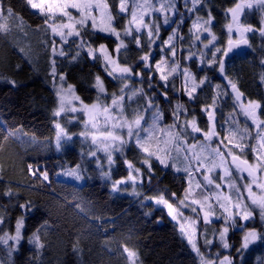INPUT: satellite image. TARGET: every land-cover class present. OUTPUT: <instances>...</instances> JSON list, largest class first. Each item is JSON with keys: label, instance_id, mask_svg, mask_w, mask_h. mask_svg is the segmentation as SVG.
<instances>
[{"label": "trees", "instance_id": "obj_1", "mask_svg": "<svg viewBox=\"0 0 264 264\" xmlns=\"http://www.w3.org/2000/svg\"><path fill=\"white\" fill-rule=\"evenodd\" d=\"M108 2L115 15L117 30L123 31L128 15L119 12V0ZM2 3L4 8L12 9L15 19H8L6 34L0 33V235L4 232L15 235L20 221L24 237L11 256L0 244L2 261L5 264H131L124 251L127 248L136 253L138 264H201L166 209L146 200L160 193L177 204L189 187L187 173L176 172L171 167L162 171V166L153 158L149 182L150 174L142 162L146 154L136 146L117 158L116 167L110 174L104 168H97L79 139L57 148L58 120L54 113L58 107L56 84L59 75L63 74L82 102L89 104L95 102L98 95L94 86L96 76H100L110 95L119 93L121 82L110 78L101 61L90 57L85 48L77 49L71 41L62 45L43 23L44 17L32 9L27 0H2ZM233 6L234 0H203L198 11L189 16L183 17L180 11L177 12L172 27L162 29L164 37L175 28L179 32L174 45L180 47V52L176 61L172 59L170 64H175L179 58L181 69L193 75L198 91L194 98L184 92L178 95L176 77L168 83L167 91L161 83L153 82L167 93L165 98L149 89L150 70L140 78L134 74L138 79L131 78L132 86L142 89L143 95L137 93L132 98V111H145L149 100L155 105L160 100L162 120L158 127L165 130L175 124V108L179 105V122L182 119L196 120L202 133L215 129L217 136L222 137V132L229 129L231 119L243 121L234 100L236 91L243 99L260 105L258 113L264 120V83L261 82L264 76V36L258 30L244 33L249 48L228 59L222 55L227 41V9ZM209 13L214 18L212 28L218 37L214 49H221L216 52V57L223 61V72L213 52L210 51L212 56H206L200 54V47H193L191 23L200 17L207 19ZM185 16L188 19L182 22ZM262 18L264 13L255 9L246 10L240 20L259 29ZM142 38L145 39L143 35L141 41ZM53 39L57 42L56 55L52 52ZM85 41L97 50L104 44L113 58L131 67L133 73H140L142 64L139 59L150 48L148 42L137 46L133 40L127 39L126 56L122 50L115 52L120 40L100 32L85 36ZM61 48L67 50L65 56L58 54ZM76 51H80L79 57L71 59ZM53 60L56 61L55 77L51 74ZM201 80L205 81L202 85ZM232 84L236 85V90ZM152 96H157V101ZM213 106L218 115L215 127L205 113V109ZM173 130L181 131L180 127ZM157 134L161 135L160 132ZM243 136L245 138L240 142L250 147L254 138L248 139V132ZM125 160L142 172L143 183L138 185L140 193L135 196L112 189V182L129 174ZM36 169L46 171L48 180L34 175ZM74 170L80 172L82 180L75 179L73 183L59 178ZM196 179L201 178L193 177ZM9 192L11 194L6 195ZM172 193L176 194L175 198ZM254 214L253 221L244 225L243 230L232 232L228 238L231 250L225 256L232 264H264V241L258 240L246 250L237 251L241 248L245 231L254 229L264 233V221L258 210ZM221 225L220 222L206 225L199 222V245L203 253L211 255L219 251L215 236ZM37 230L43 248L27 242Z\"/></svg>", "mask_w": 264, "mask_h": 264}, {"label": "snow or ice", "instance_id": "obj_2", "mask_svg": "<svg viewBox=\"0 0 264 264\" xmlns=\"http://www.w3.org/2000/svg\"><path fill=\"white\" fill-rule=\"evenodd\" d=\"M187 2V0H186ZM27 3L31 6L32 9L38 10V13L44 17L43 23L47 26V29H50L51 34L55 37L58 36L60 43L69 44V38H74L71 40V44H75L77 49L88 48V55L94 59H102L104 61L105 70L108 72L109 76H112L113 79H118L121 82V87L119 88V93H112L109 97L110 103L106 102L103 97H107L108 93L104 87L103 81L100 76L95 78V87L98 90V95L96 101L93 103H83L81 101V107L77 108L73 106V100L80 101V97L76 96L72 91L71 85H67L68 91L64 92L63 90L57 91V103L58 107L55 111L56 116H60L61 113H76L80 112L82 116L80 119L84 123V131L80 133L81 136L91 139L92 145L96 146V150L90 152V155L95 156L97 150L100 149V145H103V151L107 157L109 164L113 162V153L120 152L123 153L126 146L131 142H135L136 146L144 152L146 155L142 158L143 164L147 167V171L150 174L148 179L149 182L152 179L153 166L151 161L153 158L162 166V171L168 169L169 167L173 168L176 172L183 171L187 173L189 187L184 190V197L180 199L179 205L174 208L173 202H169L165 198L164 194L159 195L156 198V203L161 204L167 207L169 215L173 219H177V216H183V212L180 211V207L191 208L193 213L199 215L203 212L204 223H209V216L212 215L213 205L209 203V200L215 198L219 206L224 209L225 212H229V205L233 209H236L235 215L240 216L241 219L247 221L253 217L254 212L258 210V214L262 221H264V183H259L256 173L258 171L264 172V154L255 155V162L250 163L249 160L233 151V148H238L240 153H243L244 148L248 145H242L240 143L243 140L244 136H239L236 139V136H233V139L236 140L235 143H232V140H229V143L232 144V147L225 145L226 151H222L219 146L212 148L210 152L205 156L202 153L206 152L209 148V145L201 144L199 145L201 151L196 152L194 149L197 148V144L193 143L185 147L186 141L182 139L184 132L177 130L173 132V128H179L178 125H171L168 128L167 136L165 139L163 137L155 139V150H152L153 140L155 138L156 131L158 129V121L161 118V113L158 108H153V103L149 100L147 108L153 109L152 112V121L149 124L145 121L144 115L139 110H133V115L131 118H128L126 115L127 101L132 100V98L140 93L143 95L142 89H136L134 87L129 88L128 78L133 75V69L131 67H122L116 59L108 52L106 46L101 44L99 46V56L95 55L97 50L93 49L90 44L85 43V36L91 37L97 32L108 33L114 35L117 40H120V43L116 46L115 52L119 53L122 47H126L124 41L120 37V32L117 31V27L114 24L115 15L110 10V5L108 0H27ZM192 9L195 10L196 6L201 3V0H191ZM137 8L141 10V14H137ZM258 9L264 13V0H234V6L227 9V13L231 15V22L226 24V28L229 33L233 31L235 26L236 32L241 36V40L234 42L232 39L228 41V47L222 52V55L227 56L229 52L233 50L234 47H239L240 43L247 44V39L244 38V33L259 31L261 36H264V18L261 20V26L259 29H254L252 25H245L241 22L240 17L245 10ZM151 9L152 11H157L156 5L149 3V0H144L142 4L133 3L132 10L130 12L131 19L129 20V27L124 28L125 36H132L131 25L135 24V31H141V25L148 27L144 21V15L147 14V11ZM160 9L164 11L175 10L174 4L171 2L168 4H161ZM119 12L126 13L128 12V0H119ZM8 19H15L12 9L4 8L2 0H0V33H7L9 31ZM199 19V18H198ZM211 13L208 14V18L203 20L202 26L205 32H208L211 36L208 44H205V47H208L213 41L216 40V36L212 34L209 25H211L212 20ZM169 22L168 17L165 16L164 23ZM194 27L196 25L194 24ZM82 33L84 35L82 36ZM159 35V26L153 25L152 30L149 31V46L154 42V37ZM175 35V30H173V36H169L167 41H162L163 44H169L173 40ZM199 39V36H197ZM133 42L140 46V37L132 36ZM56 40L52 41V52L53 55H56ZM169 52L175 56V45L169 44ZM216 52H221L220 48L216 49ZM60 56H65L67 50L61 48L58 53ZM80 51H76L71 59L79 57ZM214 58L219 62L220 71L223 72L224 64L222 60H219L216 57V53H213ZM141 59L145 62L149 60V55H144ZM56 61L53 60L51 74L53 77L56 76ZM165 62L161 60L156 63V70L161 72L160 79L162 81H167L168 75L164 74L163 65ZM146 68L149 67L147 63L144 65ZM110 67V70H109ZM178 65H173L170 68L171 73L177 71ZM135 75H141L140 73H135ZM184 76L186 78L191 77V73L187 70L184 71ZM65 77L63 74H60L59 80L64 81ZM206 79V78H205ZM205 81L201 80L199 83L202 85ZM261 82L264 83V76L261 77ZM15 83L14 81L12 82ZM149 85L151 86V77H149ZM165 87L167 85L165 84ZM197 85L193 83L191 91L188 93L189 98H191V93L196 90ZM233 90H236V85L232 84ZM128 89L131 95L128 94L125 90ZM165 98H167V93H163ZM242 94L236 93V101L241 100ZM177 107V116L179 114V108ZM242 111L245 117L251 119L254 124L257 126V136L261 141L260 147L264 148V120H261L257 115V109L260 108V105L255 101H248L246 104H242ZM147 110V109H146ZM209 118L212 119V114L209 113ZM75 119V117H74ZM144 121V123H142ZM187 126V125H185ZM191 127L194 132H201V129L196 126L195 122H191ZM56 128L59 130L56 136L57 148L61 147V140L64 137L71 139L63 127L59 123L56 124ZM245 132L248 131L247 128L244 129ZM143 134V135H142ZM205 140H210L211 137L217 135L211 129L203 132ZM225 139H228L227 137ZM223 144V140L220 141ZM253 151L257 150L253 148ZM190 154V155H189ZM230 157V161L229 158ZM219 160V163H217ZM125 163L128 165V168L131 170L128 180L135 181V175L132 173L139 174L141 170L139 168H134L133 164L125 160ZM210 166L205 168V164ZM195 164V167L193 165ZM79 166H77V169ZM31 169V166H30ZM203 171V179L196 181V188L201 189L199 193V198H197L191 187L192 180L195 172ZM213 169L222 170V175L216 177L210 176L208 173H211ZM233 169L236 173H247V176L250 179L249 182L238 185L236 178H234ZM34 175L39 176L40 179L47 181L48 173L43 170L36 169L33 171ZM69 176L74 177L76 180H82L83 176L78 170L70 171ZM107 175V174H106ZM238 179L243 180L244 177L241 175ZM219 181V182H218ZM224 182L227 184L228 188L231 190L228 195L223 196V200L226 203H221L220 192L217 191L223 187ZM117 184L127 183V181H118ZM253 185L260 189V193L257 194L253 191ZM214 186V187H213ZM116 184L113 185V191H116ZM243 193H247V201L245 203V197ZM11 193H6L10 195ZM175 198V193L171 194ZM22 207H24L22 205ZM199 209V211H198ZM231 215L224 218V223L227 225ZM2 223V221H0ZM189 223L195 225L196 220L189 218ZM231 226H236L235 220L232 221ZM22 224L20 221L17 222L15 235H10L7 232H4L3 235H0V244H3L8 247L9 256L17 249L16 245L19 244L22 237L21 235ZM181 231L185 232L184 225L181 224ZM228 232V227H225L220 233V238L223 241L225 233ZM189 236V243H192L190 233L185 232ZM264 241V233H258L256 230L246 231L241 248L237 251L246 250L250 244L255 243L256 241ZM9 241H13V244H9ZM29 244H34L37 248H43L44 245L40 241L39 230L33 234L32 237L27 238ZM211 243V241H207ZM224 247L227 248L228 244L225 243ZM193 248L196 249V245L193 244ZM75 250V249H74ZM124 251L127 253V258L131 264H135L136 253L125 248ZM219 255V254H217ZM201 264H216L212 259H205L201 256ZM219 264H232V261L229 257L225 256L222 260L219 261Z\"/></svg>", "mask_w": 264, "mask_h": 264}, {"label": "rangeland", "instance_id": "obj_3", "mask_svg": "<svg viewBox=\"0 0 264 264\" xmlns=\"http://www.w3.org/2000/svg\"><path fill=\"white\" fill-rule=\"evenodd\" d=\"M143 2H144V0H128V12L125 13L126 15H128V18H127V21L125 23V28L129 27V20L131 19L130 12L132 10V4L133 3L142 4ZM169 2H170V0H149V3H152V4L156 5L157 11H152L151 9H149L147 11V14L144 15V21L148 25V27H144L143 25H141V31L140 32H136L135 31V24L131 25L132 36L137 35L139 37H142V35H143L144 38H145V39L142 38V41L140 39V46H142L144 42H146V43L148 42V44H149V39H150L149 36H148L149 31L152 30V26L153 25H158L159 26V35L157 37H154V42L151 43L150 46L148 45L150 48L148 49L147 54L144 53L143 55H141V57L144 56V55H149V60L147 62H145V61H143L141 59V57L139 59V62L142 64V70H139V71H140V74H143L144 72L150 70V72L148 74V79H149V77H151V86L149 87V89L151 88V90H155L156 91L155 93L163 95V93H165V92L161 88L159 89L158 85L155 86L153 84V82L154 83H157V82L161 83L163 85V87L167 91V88H168V85H169L168 83L169 82L171 83V81H173V79L176 77V78H178V86H179L177 94L181 95V92H184V93L188 94L191 91L193 83H195V82H194V80L192 78V76H193L192 74H191V77H188V78H186L184 76V70L181 69L179 58H178V62H175V64L178 65L177 71L175 73H171L170 72V68L174 65V64L171 65L170 62L172 61V59L176 61V58H177V56L179 55V52H180V47L179 48H175V56H173L171 54V52H169V44L174 45L176 43L175 40H176L179 32H177L176 28H175L174 29L175 30V35H174L173 40L170 41L169 44H163L162 41H167L169 36H173V31H171V33H169L168 36L164 37V32L165 31L162 30V29L168 30V29H170L172 27V24L176 21L175 15L177 14L178 11H180V13L182 14L183 17H184V15L189 16V15L195 13L196 10L198 11L201 3H199L196 6L195 10L190 11L189 9H192L191 0H187V2H186V0H171V2L174 4V9H175L174 11L173 10L164 11L163 9H160V5L161 4H168ZM255 9L256 8H254L252 10H255ZM34 10H36V9H34ZM246 10H248V9H246ZM256 10H258V9H256ZM259 12H261V11L259 10ZM137 14L138 15L141 14V10L139 8H137ZM165 16H167L168 20H169V22L167 24L164 23ZM187 16H185V19H183L182 22H184L185 20L188 19ZM202 21H203L202 17H200L199 19L193 20V22L191 23L190 34H192V36H193V39H192L193 47L195 49H197V47H200V51L198 50L200 52V54L207 56V55H210L211 52H213V53L215 52L216 53V51H215L216 49H214V48L218 45L217 44L218 43V37L216 36V34H215V32H214V30L212 28L213 24H214L213 20H212L211 25H209L208 27H210L212 34H214L216 36V40L213 41L211 44H209L208 47H205V44H208L209 40H211V36L209 35L208 32H205L203 30V26H202V23H201ZM230 22H231V15L229 14V22L228 23H230ZM114 24H115V20H114ZM194 24L196 25V27H194ZM119 32H120V37L124 41V43H125V40H127V39L132 40V36H125L124 35V30L123 31H119ZM226 32H227L226 46H227V43H228L229 39H232L233 41H238L239 39H241V36L235 30V26L233 27V31L231 33L228 32L227 28H226ZM103 34H108V33H103ZM197 36H199V39H197ZM56 37L59 39L58 36H56ZM72 39H74V38H69L70 41ZM85 43L89 44L86 41H85ZM125 45H126V47H122L120 49V51L121 50L124 51V54L127 56V54H126L127 44L125 43ZM85 49H86V51H88L87 47H85ZM93 49H95V48H93ZM95 50H97V49H95ZM95 55L96 56L100 55L98 50L95 52ZM167 56H170V59L167 60ZM211 56H212V54H211ZM99 60L101 61V64L105 68L104 61L102 59H99ZM161 60H163L165 62L163 67H164V74L168 75L167 81H162L160 79V76H161L162 73L157 71L156 67H155L156 63L160 62ZM117 62L120 64V62L118 60H117ZM145 63L149 64L150 68H148V67L146 68L144 66ZM120 65L122 67H129L127 65H122V64H120ZM109 70H110V67H109ZM106 73L108 75L107 71H106ZM134 74L135 73H133V75L128 78L129 88L133 87L132 83H131V78L132 79L137 78L136 76H134ZM137 76L139 78L141 77V75H137ZM109 77L113 79L112 76H109ZM113 80L116 81L118 79H113ZM103 84H104V82H103ZM165 84L167 85V87H165ZM67 85H69V84L66 83L65 79H64V81H60L59 78H58L57 84H56V92L57 91H61V90H63L64 92H67L68 91ZM104 87H105V84H104ZM71 91L76 96H78V94L76 93L74 87L71 88ZM125 91L128 92L129 95H131V93L129 92L128 89H126ZM197 91H198V85L196 87V90L191 93V98H194V96L196 95ZM97 92H98V90H97ZM107 93H108V91H107ZM236 93L237 92L235 91L234 92V100H235L236 104H238V109L240 111V114L242 115V120L243 121L240 122L238 120H232L231 119L232 123L228 124L229 129H226L225 132H222L223 133L222 137H219V136L215 135V136L211 137L210 140H205L204 135H202L203 133L194 132L192 130L191 122H193V121L195 122L196 126L199 127L198 126V122L196 120H183L182 119L179 122V118L181 117L180 116L181 111L179 109V114L177 116V108H175V111H176V113H175L176 114L175 115V117H176L175 125H179L181 131L184 132V136L182 137V139L186 141L185 147L195 143V144H197V148L194 149V151L200 152L201 149H200L199 145H201V144L209 145L208 150L206 152L202 153L203 155L206 156L208 154V152L211 151L212 148H215L217 146H219L222 151H226L225 145H227L228 147H232V144L229 143V140H233V136L234 135L236 136V139H238L239 136H243L244 133L248 132V136H249L248 139H251L252 137L254 138L252 140V145L250 147H245L244 150H246V151H244L243 153H240L238 148H233V151L235 153H237V154H240V155L246 157L249 160L250 163H254L255 162V155L264 154V148L260 147L261 141H260V139L257 136L258 129H257L256 124H254L251 119H248L247 117H245V115L243 114V111H242L241 105L242 104H246L248 101L243 99L242 96H241V100L240 101H236V99H235ZM110 96L111 95L108 93V96L107 97H103V98L106 100V102L110 103V99H109ZM155 97H157V96H155ZM155 97L152 96V99L157 101V98H155ZM81 101H82L81 99H80V101L73 100V106L77 107V108H80L82 106L81 105ZM130 101L126 102V104H127L126 115H127L128 118H131L132 115H133V111H132L133 108L130 106ZM157 102H158L157 105L153 104V108H158L160 113L162 114V106L160 104V100H158ZM216 111L217 110L215 109V106L210 107V109H207V110L205 109V113L207 114L208 117H209V113L212 114V119H210L211 122H212V127L213 126L215 127L217 125V123L215 121L217 119V116H218L216 114ZM259 111H260V108L257 109V115L260 118V114L258 113ZM152 112H153V109H151V108H148L145 111H141V113L145 117V121H147L149 124L152 121ZM81 116H82V114L80 112H76V113H71V112L61 113L60 116H57L58 123L61 125V127L64 128L65 132L69 136H71V139H67V137L62 138L61 145H68V144L72 143L75 139H79L81 141V143L83 145H85V150L87 151V156L91 160H93L95 162V165L97 166V168H100V169L104 168L110 174V172L113 171L114 168L116 167L117 158L127 154L128 151L133 146H136V144L133 141L128 146L125 147L123 153H120V152L113 153V162L111 164H109V162L107 160V157H106L104 151L102 150L103 149V145H100V149L101 150H97L95 156L90 155L91 151L96 150V146L92 145L90 137L89 138H85V137L80 135V133L82 131H84V123H83V120L80 119ZM74 117H75V119H74ZM161 120H162V116H161L160 120L158 121V125L160 124ZM142 123H144V121H142ZM185 125H187V126H185ZM261 127H264V125H262ZM245 128L248 129L247 132L244 131ZM56 130H57V133H58L59 130L57 128H56ZM167 131H168V129L159 130V127H158V129L156 131V134H155V138H154V140L152 142V144H153L152 150L153 151L155 150V139L156 138H160V137H163V138L167 139L168 138ZM175 131L176 130H173V132H175ZM212 131L216 133L215 129L214 130L212 129ZM158 132H160L161 135L157 134ZM199 134L202 135V138H198L200 136ZM226 137L228 139H225ZM221 140H223V144L220 143ZM235 142H236V140H235ZM235 142H232V143H235ZM241 144L243 145V143H241ZM253 148H255L257 151L254 152ZM228 159L230 161V157ZM217 163H219V160H217ZM209 166L210 165L206 163L204 167L207 168ZM127 167H128V165H127ZM193 167H195V164L193 165ZM130 171H129V174H128L127 177L112 182L113 185L116 184V188H117V190L114 191V192L122 193V194H127L128 193L131 196H135V195H138L140 193L138 185H141L143 183L142 172H140L139 174L132 173L136 177L135 181L133 182L131 180H128V177L130 175ZM203 171H204V169H202L201 172H195L193 177L194 178L200 177L201 179H203ZM233 173H234V178H236V182H237L238 185H243V184H245V183L250 181V179L248 177H244L242 173H236L235 169H233ZM208 174L210 176H212V177H216L218 175H222L223 173H222V170H220V169H213V171L211 173H208ZM258 174L261 176V179L258 182L259 183H264V172L258 171ZM241 175L244 177L243 180L238 179V177L241 176ZM59 178L62 179V180L73 182V183L76 182L75 178L72 177V176H69L68 173L60 175ZM201 179L192 180L191 187L193 189V192H194L195 196H197V198H199V193H200L201 189L196 188L195 185H196V181L197 180H201ZM122 180L123 181H127V183H120V184L116 183V182L122 181ZM221 183L223 184V187L221 189L217 190V191L220 192V196H221L220 202L221 203H226V201L223 200V196L228 195L231 190L228 188L226 183H224V182H221ZM113 185H112V189H113ZM253 191L256 192L257 194L260 193V189H258L255 185H253ZM159 195H161V194L159 193L156 196L148 197L146 200L151 201L152 203H154L158 207L165 208L166 211L168 212V209H167L166 206L156 203V198ZM243 195L245 197V203H248L249 201H247V193H243ZM165 198H166V196H165ZM179 201H178L177 204H173L174 208L177 207V205H179ZM169 202H172V201H169ZM209 203L213 205L212 215L209 216V223H204L203 212H201L199 215H197L196 213H193L191 211L190 207L189 208H184L182 206L180 207V211H182L183 214H184L182 217L181 216H177V219H173L172 216H170V215H169V217L171 218V220L173 222H175L177 224L178 230H179V233H180L181 237L184 238L187 241V243L192 247L194 252L198 255V257L200 259V263H201V256H203L205 259H209L210 258V259L214 260L216 262V264H219V261L222 260L225 257L227 251L231 250L229 247H228L229 249L224 247L225 243L228 244V238L231 235V233L234 232V231H237V229H239L240 231L243 230L244 229V225H246L248 222H251V221L254 220L255 214H253V217H251L250 219L245 221V220L241 219L240 216L235 215V212L237 210L233 209L231 205L228 206L229 207V212H225L224 209L219 206V203H217L215 198L210 199ZM198 211H199V209H198ZM168 214H169V212H168ZM229 215H231V218L229 219V222L226 225L224 223V218L226 216H229ZM189 218H191L192 220H196L197 223L195 225L189 223ZM233 220H235L236 226H231ZM199 222L203 223V225L204 224L206 225V224H210V223H215V222L222 223L220 229L217 231V234L215 236L216 237V243L220 247L218 252H215V253H213L211 255L202 252L201 247L199 245L200 235H201V231H200V228H199ZM181 224L184 225L185 232L190 233L191 240H192L191 244L189 243V236L186 235L185 232L181 231ZM225 227H228V232L225 233L224 239L222 241L221 238H220V233L223 231V229ZM247 231H249V230H247ZM13 243H14L13 241H9V244H13ZM20 243H22V240L19 242V244ZM19 244L16 245L17 248H18ZM193 244L196 245V249L199 250L198 252L193 248ZM252 244H254V243H252ZM252 244H250V245H252ZM250 245H249V247H250ZM2 246L5 247L8 250L7 246H5L3 244H2ZM217 254H219V255H217ZM0 264H5L2 261L1 258H0ZM135 264H138L136 258H135Z\"/></svg>", "mask_w": 264, "mask_h": 264}, {"label": "water", "instance_id": "obj_4", "mask_svg": "<svg viewBox=\"0 0 264 264\" xmlns=\"http://www.w3.org/2000/svg\"><path fill=\"white\" fill-rule=\"evenodd\" d=\"M248 48H249V42L247 44L240 43L239 47H234L233 50L227 54V56H224V58L225 59H228V58L232 57L235 53H237L239 51H242V50H246ZM242 174L245 175V176H247V173L246 172H244ZM256 176H257V178L259 180V174H258V172L256 173Z\"/></svg>", "mask_w": 264, "mask_h": 264}, {"label": "flooded vegetation", "instance_id": "obj_5", "mask_svg": "<svg viewBox=\"0 0 264 264\" xmlns=\"http://www.w3.org/2000/svg\"><path fill=\"white\" fill-rule=\"evenodd\" d=\"M245 35H246V34H244V38H246V37H245ZM239 40H241V39H239ZM239 40H238V41H239ZM227 45H228V43H227ZM226 48H227V46H226ZM226 48H225V49H226ZM148 65H149V64H148ZM148 68H150V65H149V67H148ZM201 133H202V132H201ZM199 135H200L199 137H201V138H202V135H203V134H202V135H201V134H199ZM199 137H198V138H199ZM259 177H260V178H259V180H260V179H261V176L259 175ZM259 180H258V181H259Z\"/></svg>", "mask_w": 264, "mask_h": 264}]
</instances>
